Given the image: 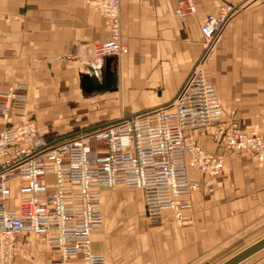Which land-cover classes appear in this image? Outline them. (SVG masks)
<instances>
[{"label": "crops", "instance_id": "1", "mask_svg": "<svg viewBox=\"0 0 264 264\" xmlns=\"http://www.w3.org/2000/svg\"><path fill=\"white\" fill-rule=\"evenodd\" d=\"M193 1L196 11L178 17V0H121L128 53L98 57L93 47L107 41L109 30L93 3L0 0V93L13 83L26 88L25 100L12 102L9 121L18 122L24 113L44 130L65 133L166 105L203 54V20L232 3L239 10L206 67L224 108L234 111L246 129L264 133V0ZM107 66L115 74L112 88L82 85L86 75L100 82ZM69 109L77 116L67 115ZM7 124L0 119V131ZM200 140L226 155L225 171L211 178L192 170L200 187L189 197L183 223L171 210L162 213L161 222H152L141 190L102 192L105 227L93 231L92 246L105 255L103 264L210 263L230 240L263 223L264 163ZM23 239L16 264H50L60 256L42 238L26 232ZM249 264H264V253Z\"/></svg>", "mask_w": 264, "mask_h": 264}, {"label": "built area", "instance_id": "2", "mask_svg": "<svg viewBox=\"0 0 264 264\" xmlns=\"http://www.w3.org/2000/svg\"><path fill=\"white\" fill-rule=\"evenodd\" d=\"M93 3L109 30L107 41L94 45L98 57L128 53L121 27V0ZM224 3L202 22L203 54L181 88L162 107L123 115L116 120L62 133L42 129L21 114L11 123L13 101L25 100L26 88L13 83L0 93V264H16L24 233L57 248L50 264H103L94 252L92 234L105 224L101 195L127 187L141 190L146 216L161 222L173 210L184 222L189 197L200 187L191 176L200 170L213 178L224 173V155L210 151L207 138L228 152H245L264 163V134L246 129L234 111L224 108L211 72L210 51L239 9ZM176 15L195 12L193 0H178Z\"/></svg>", "mask_w": 264, "mask_h": 264}, {"label": "rangeland", "instance_id": "3", "mask_svg": "<svg viewBox=\"0 0 264 264\" xmlns=\"http://www.w3.org/2000/svg\"><path fill=\"white\" fill-rule=\"evenodd\" d=\"M65 113L67 115L73 117V118L75 116H77V112L74 111L73 109L66 110ZM33 118L36 119L35 117H33ZM40 123H41V121H40ZM251 129L252 130L256 129L258 132H260L257 127L251 128ZM61 131L65 132V130H61ZM260 133H262V132H260ZM262 134H264V133H262ZM236 153H239V152H236ZM122 188H125V187H122ZM263 235H264V221H263V223L259 224L256 228L249 231L247 234H245L241 237H238L234 240H230L229 244H227V246H225L226 248H223L220 251V253H217L214 257H211V259L209 260L210 263L207 262L206 264H218V263L228 259L230 255H232L233 253H236L237 251L243 249L245 246L253 243L256 240H258V238L262 237ZM263 253H264V250L260 251L259 254L249 258L243 264H249V263L255 261Z\"/></svg>", "mask_w": 264, "mask_h": 264}, {"label": "water", "instance_id": "4", "mask_svg": "<svg viewBox=\"0 0 264 264\" xmlns=\"http://www.w3.org/2000/svg\"><path fill=\"white\" fill-rule=\"evenodd\" d=\"M105 71V75H103L100 82L93 83L86 75L82 80V85L87 89L95 87L99 90H108L109 88H112L113 86L111 83L114 80L115 74L108 66ZM262 250H264V235L218 264H242L244 261L257 255Z\"/></svg>", "mask_w": 264, "mask_h": 264}, {"label": "bare ground", "instance_id": "5", "mask_svg": "<svg viewBox=\"0 0 264 264\" xmlns=\"http://www.w3.org/2000/svg\"><path fill=\"white\" fill-rule=\"evenodd\" d=\"M111 84H112V86H114L115 81L113 80ZM244 128H245V127H244ZM250 128H251V127H250ZM250 128H247V129L250 130ZM210 151H211V150H210ZM212 151H218V150H217V148H216V149H214V150H212ZM212 151H211V152H212ZM218 152H219L220 154L224 155V160H225V163H226V155H225L224 153H222L221 151H218ZM249 155H250V154H249ZM251 156H252V155H251ZM256 159H257V158H256ZM257 160H258V159H257ZM258 162H259V161H258ZM167 211H168V210H167ZM171 211H172L173 214L175 215L174 211H173V210H171ZM163 212H165V211H163ZM163 212H162V213H163ZM175 217H176V215H175ZM176 219H177V218H176ZM177 222H178V220H177ZM178 223H183V221H182V222H178ZM104 227H105V224H104L103 228H104ZM87 262H88V261H87Z\"/></svg>", "mask_w": 264, "mask_h": 264}]
</instances>
